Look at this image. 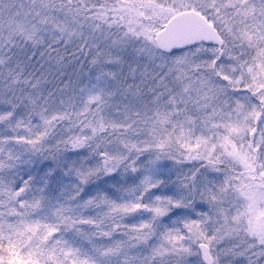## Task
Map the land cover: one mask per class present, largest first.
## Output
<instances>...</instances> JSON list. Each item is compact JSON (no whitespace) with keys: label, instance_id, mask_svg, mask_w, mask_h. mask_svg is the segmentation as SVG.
<instances>
[{"label":"snow or ice","instance_id":"obj_1","mask_svg":"<svg viewBox=\"0 0 264 264\" xmlns=\"http://www.w3.org/2000/svg\"><path fill=\"white\" fill-rule=\"evenodd\" d=\"M0 264H264V0H0Z\"/></svg>","mask_w":264,"mask_h":264}]
</instances>
